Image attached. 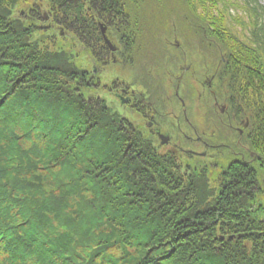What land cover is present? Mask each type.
Here are the masks:
<instances>
[{"label": "trees", "instance_id": "obj_1", "mask_svg": "<svg viewBox=\"0 0 264 264\" xmlns=\"http://www.w3.org/2000/svg\"><path fill=\"white\" fill-rule=\"evenodd\" d=\"M219 1L118 0L122 45L160 60L143 47L144 20L159 28L177 9L216 41V94L255 132V180L152 153L84 84L93 47L65 33L48 43L50 32L10 17L16 0H0V264H264V12L245 0L244 19H229ZM48 3L66 30L78 17L68 0Z\"/></svg>", "mask_w": 264, "mask_h": 264}, {"label": "flooded vegetation", "instance_id": "obj_2", "mask_svg": "<svg viewBox=\"0 0 264 264\" xmlns=\"http://www.w3.org/2000/svg\"><path fill=\"white\" fill-rule=\"evenodd\" d=\"M64 6L67 10H79L78 17L77 13H71L65 19L68 31H72L68 41L73 46L93 47L84 59L87 74L84 84L91 89L103 88L104 93L111 94L121 109L114 102L99 101L119 111L123 123L136 127L155 151L165 148V152L157 151L159 156H174L181 169L196 165L219 168L227 178L232 172L237 173L234 176L240 172L243 174L240 177L247 174L255 180L258 158L256 146H251V142L255 143L251 138L255 132L247 129L248 122L240 116L232 115L225 100L217 96L215 89L219 91L220 82L203 61L198 65L189 63L186 51L176 38L165 46L168 48L165 53L172 56L167 61L174 73L160 69L158 61L162 59L154 60L146 50L123 46L122 42L127 39L121 37L127 31L122 28L128 22L118 0L110 3L108 0H68ZM27 8L30 12L21 14L22 18L33 25L38 21L46 24L51 14L54 17L39 6ZM79 26L81 32L77 31ZM105 39L110 41L113 51ZM215 42L210 41L218 50ZM141 57L148 58L140 60Z\"/></svg>", "mask_w": 264, "mask_h": 264}, {"label": "rangeland", "instance_id": "obj_3", "mask_svg": "<svg viewBox=\"0 0 264 264\" xmlns=\"http://www.w3.org/2000/svg\"><path fill=\"white\" fill-rule=\"evenodd\" d=\"M259 2V4L261 5V7L263 8V12H264V4L263 1L261 0H257ZM35 3V4H31V3ZM49 0H16V4L14 5V7L12 8L11 15L10 17L13 15L16 16H21V14H27L30 11H28L29 9L27 8L29 5L30 6H39V8L41 10H46L47 12L49 11V13H51V6H49L50 3H48ZM221 6H224L227 16L229 17V19H233L235 17H238L239 19L243 18L246 16L245 13L243 12V8L245 6V0H220L219 1ZM154 6V5H153ZM160 7L164 8L163 2L161 3V5L159 4ZM156 8V6H154ZM24 12H23V11ZM171 11V12H170ZM182 9H177V10H167L166 13H164L162 16V18H160V20L162 21L159 28H155V27H150L152 24V14H147L146 15V19L144 20V24H143V32H142V39L144 45L143 47H146L147 49H153L154 47L156 49H154L155 51H158L156 53V55L159 54V56L161 57L162 61H158V66L160 67V69H168L170 70L172 73L173 70L170 69V65L168 64L169 58H171L170 54H166L165 51L168 50V48H165V46H167V42L168 41H172L173 38H176L178 41H180L181 43V48L183 49V51H186L187 54V58H188V62L190 63V61L195 62L194 64L197 65L203 61L205 65L208 66V68L210 69L211 73H215L219 67V65L222 62L221 57L218 54V50L216 48H214V45H212V43H210L211 40H207L205 41L204 39H202L201 36H199L198 34V25L194 24V23H189L187 25H184L183 22L180 20L181 19V12ZM19 13V14H18ZM64 14H61V16H63ZM70 18V17H69ZM56 17L54 18L52 16V14L50 15L49 18V22L47 21L46 24L43 23L42 21H38L39 23L36 24V28H40V29H44L45 31H48L50 37L46 38L45 41H47L48 43L50 42H56L59 39L56 38V36L60 37L63 36L62 32L67 34V38L66 40H70L71 38V33L72 31H68V28L66 30V26H64L63 24L59 23V20H55ZM165 23V24H164ZM41 24V25H40ZM52 25L49 29L47 30V26L48 25ZM231 29H234L237 33L240 32L239 27L234 24V21L232 20L231 23ZM60 30L62 31L60 33ZM156 33V38L152 39L151 36L154 35ZM54 35V38H52L51 36ZM159 38V39H158ZM69 42V41H68ZM67 42V43H68ZM203 42H206L207 45L206 47H203ZM70 43V42H69ZM146 44V46H145ZM59 46V45H58ZM207 48V49H206ZM145 49V48H144ZM199 54L201 55L202 58H200ZM155 55V56H156ZM148 58V57H147ZM147 58H143L141 57L140 60H147ZM224 58V57H222ZM84 57L81 61V63H84L85 67H83L84 69H86V63L84 61ZM144 63L147 61H143ZM131 70H133V68H130ZM89 70V68H88ZM220 86V83H219ZM193 87V86H192ZM132 88L134 89V87L132 86ZM220 88V87H218ZM215 89V88H214ZM193 90V89H192ZM216 91V89H215ZM194 93V90H193ZM217 93V92H216ZM96 95H99L100 99H104L105 103L109 104L110 102H114L116 104L117 109H121L120 105L116 103V100L113 98V96L111 94H109L107 91L106 93L103 92V88L100 90H97V92H95ZM209 99L211 100V107H213V100L212 97H209ZM102 104L104 105V103L102 102ZM116 112H118V114L120 115L121 113L119 111L116 110ZM223 120H225L224 117H222ZM153 151L152 153L154 154H159L157 151H159L160 149L158 148L157 151H155L156 148L152 147ZM160 152V151H159ZM162 152H165V148H162ZM210 171V170H209ZM182 172V171H181ZM183 174H185V171L182 172ZM212 174H216V172H213ZM206 176V175H205ZM201 177V176H200ZM201 180L204 182V177L202 176ZM117 250H113L112 253H117Z\"/></svg>", "mask_w": 264, "mask_h": 264}, {"label": "water", "instance_id": "obj_4", "mask_svg": "<svg viewBox=\"0 0 264 264\" xmlns=\"http://www.w3.org/2000/svg\"><path fill=\"white\" fill-rule=\"evenodd\" d=\"M106 40V39H105ZM107 44H108V47L111 49V51L114 50V48L111 46V43L109 42V40H106Z\"/></svg>", "mask_w": 264, "mask_h": 264}, {"label": "bare ground", "instance_id": "obj_5", "mask_svg": "<svg viewBox=\"0 0 264 264\" xmlns=\"http://www.w3.org/2000/svg\"><path fill=\"white\" fill-rule=\"evenodd\" d=\"M261 1H263V4H264V0H261Z\"/></svg>", "mask_w": 264, "mask_h": 264}]
</instances>
